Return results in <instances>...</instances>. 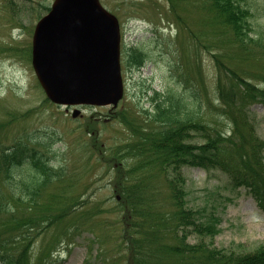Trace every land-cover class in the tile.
I'll list each match as a JSON object with an SVG mask.
<instances>
[{"label":"rangeland","instance_id":"rangeland-1","mask_svg":"<svg viewBox=\"0 0 264 264\" xmlns=\"http://www.w3.org/2000/svg\"><path fill=\"white\" fill-rule=\"evenodd\" d=\"M52 1L0 0V151L17 140L31 143L49 134L55 139L56 157L67 166L64 173L68 180H62L67 194H76L80 202L86 203L79 215L84 226L78 231H65L63 219L42 232L28 229L32 235L28 264H84L86 259L89 264H99L100 250L113 252L112 241L101 229L110 235L118 228L120 210L114 203L122 196L119 185L125 176L124 167L106 151L110 145L120 144L133 130L120 123L121 116L126 114L133 126H145L151 111L147 98L152 93L147 86L162 91L178 85L199 91L197 96L206 115L208 106L219 105L213 89L227 82V69L216 58L264 87V51L255 46L249 50L238 48L228 32L202 21V12L196 10L197 0H189L184 10L180 7L186 3L180 5L181 0H174L175 8L169 0H100L119 21L124 96L116 107H79L81 116L72 118L73 107L58 106L46 99L31 65L33 28ZM250 1L255 13L254 26L264 30V0ZM190 31L198 35V42ZM131 46H138L149 58L136 70L124 57V49ZM249 110L258 117L264 114L260 104H251ZM256 133L264 138V121L259 122ZM131 138L134 137L128 139ZM140 176L144 177V187H148L150 195L162 188L156 170L148 174L144 169ZM184 176L189 205L214 207L221 219L219 233L213 238L215 246L240 243L253 249L264 243V213L248 193L232 190L219 172L209 175L202 169L187 167ZM225 198L230 200L225 202ZM33 214L39 215L35 210ZM14 216L18 215L0 212V223H8V230L0 225V236L10 240L9 249L17 253L25 249L27 242L21 240ZM189 240L193 242L194 237ZM46 241L54 247L49 256L42 257ZM111 263L123 264V259Z\"/></svg>","mask_w":264,"mask_h":264},{"label":"trees","instance_id":"trees-1","mask_svg":"<svg viewBox=\"0 0 264 264\" xmlns=\"http://www.w3.org/2000/svg\"><path fill=\"white\" fill-rule=\"evenodd\" d=\"M188 1L181 0L180 5L186 3L180 7L182 10ZM169 2L177 7L174 0ZM200 7L207 13L204 22L228 32L238 48L249 50L255 46L264 51V31L257 34V29L251 35L255 32V13L250 0H203ZM191 35L199 40L197 35ZM124 57L134 67L148 60L138 46L125 49ZM216 62L227 69V82L213 89L219 105L208 106L204 115L195 87L184 89L178 85L168 86L164 92L154 91L145 128L131 126V136L135 138L123 139L116 146L119 156H128L131 162H127L129 169L119 185L122 196L116 206L123 214L116 234L111 230L109 236L112 250L119 252H114L112 258H125L129 264H264V244L252 250L242 246L220 249L212 246L217 215L210 212L204 216L203 209L187 206L185 198L182 168L193 165L208 171L219 169L232 187H245L264 209V140L255 136L259 119L248 111V106L256 101L264 106V87L221 59L216 58ZM122 121L126 123V118ZM150 123L155 128L148 130ZM226 124L230 126L229 134L224 129ZM197 137L199 144L192 142ZM50 144L46 137L31 143L20 139L0 151V212L18 215L14 216V224L21 240L27 242L23 251L14 253L9 249L10 240L0 236L1 264H28L32 238L28 229L42 232L60 219L65 231L84 226L79 215L86 203L80 202L74 210L75 200L67 194L62 181L68 180L64 173L67 166L53 162L56 150ZM153 168L158 172V181L164 183L163 195L154 191L150 195L141 179L144 169L152 173ZM136 170L141 172L134 175ZM78 198L77 195L75 199ZM34 210L39 215H34ZM0 225L8 230L6 220ZM190 233L199 240L185 241ZM101 259L100 264H111L107 255Z\"/></svg>","mask_w":264,"mask_h":264},{"label":"water","instance_id":"water-1","mask_svg":"<svg viewBox=\"0 0 264 264\" xmlns=\"http://www.w3.org/2000/svg\"><path fill=\"white\" fill-rule=\"evenodd\" d=\"M119 45L118 20L99 0H54L35 25L31 60L53 102L116 105L123 93Z\"/></svg>","mask_w":264,"mask_h":264},{"label":"bare ground","instance_id":"bare-ground-1","mask_svg":"<svg viewBox=\"0 0 264 264\" xmlns=\"http://www.w3.org/2000/svg\"><path fill=\"white\" fill-rule=\"evenodd\" d=\"M251 219V218H250Z\"/></svg>","mask_w":264,"mask_h":264}]
</instances>
